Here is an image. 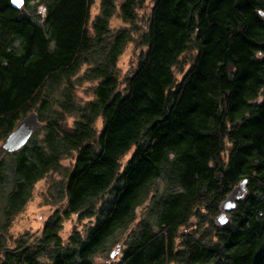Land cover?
<instances>
[{
    "label": "trees",
    "instance_id": "16d2710c",
    "mask_svg": "<svg viewBox=\"0 0 264 264\" xmlns=\"http://www.w3.org/2000/svg\"><path fill=\"white\" fill-rule=\"evenodd\" d=\"M30 1L0 0V140L31 111L43 123L2 156L12 177L0 264H264V0H152L141 17L146 0H119V11L100 0L94 18L96 0ZM117 13L124 24L113 29ZM131 42L141 51L121 81ZM83 81L97 82L93 99H77ZM56 173L41 195L59 206L41 236L9 238L36 183ZM243 179L247 194L217 225ZM73 213L93 222L63 242ZM121 239L118 260L95 261Z\"/></svg>",
    "mask_w": 264,
    "mask_h": 264
},
{
    "label": "rangeland",
    "instance_id": "374dc122",
    "mask_svg": "<svg viewBox=\"0 0 264 264\" xmlns=\"http://www.w3.org/2000/svg\"><path fill=\"white\" fill-rule=\"evenodd\" d=\"M36 1L37 0H31L30 2L35 4ZM119 5L120 2L118 0L117 11H119ZM151 6H152V0H146L144 7L138 10L139 17L147 15L150 12ZM100 8H101V2L100 0H96L91 9L92 18H94L97 14H99ZM122 23L123 21L119 18V15L117 13L111 20V28L116 29L120 27ZM140 25L143 27L145 26L144 22L139 21V26ZM137 35L138 34H136L135 36ZM140 51H141V47L140 46L138 47L134 42H131L128 44V46L125 48L123 53L120 55L119 60L117 62V68H118L119 78L121 81H124V78L128 74L132 73L133 69L136 66V62L138 60ZM87 68L88 65L87 64L84 65L79 71V75H82ZM74 80L77 81L78 77L77 76L74 77ZM123 83L122 85H124ZM96 84L97 82H90V81H83L81 82V84L77 82V87H76L77 99L79 101H86L89 99H93L94 94L92 89ZM77 117H78L77 113L69 114L67 116V121L70 124H72ZM102 124H103L102 118L98 117L95 123L97 131H99L102 128ZM3 141L0 140V145L2 144ZM130 156L131 153H129L123 158L122 160L123 167L126 165ZM3 158L2 156L0 157V164L3 159L4 164L6 163L7 165L6 166L7 168L5 170V176L7 180L4 187L0 190V205L4 203L3 199H5V197L8 195L9 191L11 190V183L9 182V179L12 177L11 170L8 167L11 161L10 160L11 156L6 155ZM63 166H64L63 168L71 166V159L70 158L64 159ZM61 177L62 176L60 174L56 173L54 175V178L40 179L36 183L31 199L26 203L25 207L22 210H19L9 221L7 230H5L9 238H12L13 240L26 239V241L29 240L34 241L35 238L41 236L45 221L52 214V212H54V210L59 206L58 204L49 205L46 202L44 203V197L41 194L47 191V186L53 179H60ZM143 209L144 206H141L138 209L139 217L142 215L141 211ZM79 216L80 213H73L70 218H68L63 222L62 229L60 231V236L63 239V242H66L68 240V238L75 229L84 232L86 227L90 224V222H93V218L83 217L80 219ZM4 220H5V215L0 212V227ZM207 225H209L208 222ZM128 234L129 233L125 231L123 233V238L126 239ZM12 239H9L10 244L13 241ZM118 245H119V250L117 249ZM124 246L125 245L123 239H121L119 243H115L114 245L111 244L108 251L107 250L99 251L97 253L95 257V261L97 263H105L111 260H118L121 256L122 249L124 248ZM113 253L115 255H113Z\"/></svg>",
    "mask_w": 264,
    "mask_h": 264
},
{
    "label": "water",
    "instance_id": "95a60500",
    "mask_svg": "<svg viewBox=\"0 0 264 264\" xmlns=\"http://www.w3.org/2000/svg\"><path fill=\"white\" fill-rule=\"evenodd\" d=\"M26 0H17L16 3L11 0L15 8H20ZM264 15V13L262 12ZM42 121L37 111H31L22 120L19 121L16 128L6 137L0 145V157L5 153L15 152L21 149L32 137V135L42 126ZM248 179L241 180L226 196L220 204V213L215 217V222L219 226H224L230 220V211L233 210L237 202L247 194ZM119 250V245L118 248ZM115 253V252H114ZM113 253V255H115Z\"/></svg>",
    "mask_w": 264,
    "mask_h": 264
},
{
    "label": "snow or ice",
    "instance_id": "6c2138e0",
    "mask_svg": "<svg viewBox=\"0 0 264 264\" xmlns=\"http://www.w3.org/2000/svg\"><path fill=\"white\" fill-rule=\"evenodd\" d=\"M13 2H14V3H16V2H17V0H13Z\"/></svg>",
    "mask_w": 264,
    "mask_h": 264
}]
</instances>
